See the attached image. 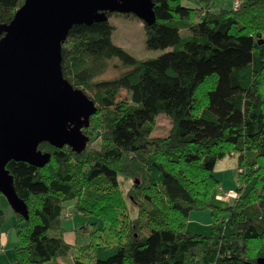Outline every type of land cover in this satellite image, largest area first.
Masks as SVG:
<instances>
[{"label": "trees", "instance_id": "16d2710c", "mask_svg": "<svg viewBox=\"0 0 264 264\" xmlns=\"http://www.w3.org/2000/svg\"><path fill=\"white\" fill-rule=\"evenodd\" d=\"M181 1L155 0L157 21L145 27L147 47L167 49L157 57L138 58L114 41L110 17L117 12L71 28L64 74L98 111L84 127L91 139L83 151L45 141L39 148L52 153L47 165L7 164L29 208V218L16 213L13 264H64L70 255L74 264H260L264 0H242L237 9L233 0L219 10L216 0H198L196 7ZM24 2L0 0V24L11 22ZM112 68L123 69L105 76ZM122 90L127 96L119 99ZM161 114L172 128L155 136ZM97 137L100 145H90ZM231 155L238 157V196L219 199L224 189L215 170ZM122 178L131 181L127 192ZM213 195L228 205L214 204ZM70 201L87 218L81 228L93 226L80 255L63 225ZM128 203L138 209L135 217L126 213ZM206 210L210 233L191 231L192 213ZM6 222L0 201L4 246Z\"/></svg>", "mask_w": 264, "mask_h": 264}, {"label": "water", "instance_id": "95a60500", "mask_svg": "<svg viewBox=\"0 0 264 264\" xmlns=\"http://www.w3.org/2000/svg\"><path fill=\"white\" fill-rule=\"evenodd\" d=\"M155 0H25L9 23L0 24V192L16 213L29 218L7 164L43 167L52 153L42 142L83 151L91 137L84 127L97 102L65 77L63 44L76 24L132 13L152 25ZM264 264V257L259 258Z\"/></svg>", "mask_w": 264, "mask_h": 264}, {"label": "rangeland", "instance_id": "374dc122", "mask_svg": "<svg viewBox=\"0 0 264 264\" xmlns=\"http://www.w3.org/2000/svg\"><path fill=\"white\" fill-rule=\"evenodd\" d=\"M236 1V0H235ZM181 3L185 6H200L201 3L198 0H182ZM234 1L233 0H216L213 4L214 10H219L221 7H232ZM242 4V0L240 1V6ZM237 9V8H235ZM118 13V12H117ZM115 13L110 17V20L115 24L116 30L114 32L113 38L114 41L123 46L130 53L135 55L138 58L146 59L150 57H157L167 49H151L146 45L147 33H146V23L143 19L139 18L135 14L132 13ZM123 69V68H122ZM121 68L115 69L112 68L105 76L112 77L118 75L122 71ZM127 96V91L122 90L119 99H123ZM172 128V120L166 115L161 114L157 118L156 129L154 131L155 136H166L170 133ZM100 138H95L90 145L99 146ZM238 171V157L237 155L227 156L226 158L220 160L217 163V167L215 173L221 179V187L224 189L223 192L226 194H231L236 192V188L238 187L239 180L237 176ZM121 187L124 192H127V189L131 185V181L121 179ZM231 186V187H230ZM1 207L7 212V222L3 228V239H6V233L9 232V241H5L6 250L0 251V264H13L16 258L15 246L18 243V235L15 227V222L17 219L16 211L11 206L5 195L0 197ZM226 199V198H225ZM68 204V210H65V218H63V225L68 228L66 232V239H72L76 242V246L78 250L75 251L76 255H80L84 253L80 247L89 243L90 238L89 234L93 231V226L90 225L89 229L85 231L81 228V225L84 221H87V218L80 215L76 212L74 205L75 203L70 201ZM212 202L219 206H227L228 203L225 201H219L213 195ZM129 209H127L126 213L129 214L130 217H135L137 215L138 209L131 203H128ZM195 214H199L198 217L192 215L189 229L191 231L200 232L203 234H209L211 231V222L212 215L210 210L195 212ZM70 216V217H69ZM195 217V219L193 218ZM94 220V219H92ZM98 226L102 225V221H97ZM104 236L106 232H101ZM105 234V235H104ZM75 238V239H74ZM74 255V254H73ZM64 264H74V257L70 255L68 258L61 259Z\"/></svg>", "mask_w": 264, "mask_h": 264}, {"label": "built area", "instance_id": "2783aa9c", "mask_svg": "<svg viewBox=\"0 0 264 264\" xmlns=\"http://www.w3.org/2000/svg\"><path fill=\"white\" fill-rule=\"evenodd\" d=\"M240 1L241 0H236L235 1V8H239L240 7ZM238 196V192L236 191L235 193H231V194H226L225 192H221L220 194L217 195V198L219 199H224V200H230V199H234ZM226 198V199H225ZM5 249L4 245H0V251H3Z\"/></svg>", "mask_w": 264, "mask_h": 264}, {"label": "crops", "instance_id": "0c3cea01", "mask_svg": "<svg viewBox=\"0 0 264 264\" xmlns=\"http://www.w3.org/2000/svg\"><path fill=\"white\" fill-rule=\"evenodd\" d=\"M230 187H231V186H230ZM224 189H225V188H224ZM192 215H194V216L196 215L195 217H198L199 214H195V212H193ZM191 217H192V216H191ZM195 217H193V218L195 219ZM190 220H191V218H190ZM7 233H9V232H7ZM9 236H10V234H9ZM5 240L9 241V238L3 239L2 241L5 243Z\"/></svg>", "mask_w": 264, "mask_h": 264}]
</instances>
